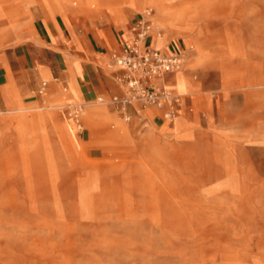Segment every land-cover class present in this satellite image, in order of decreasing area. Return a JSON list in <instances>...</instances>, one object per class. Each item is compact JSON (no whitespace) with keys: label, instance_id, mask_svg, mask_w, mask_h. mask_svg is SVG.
<instances>
[{"label":"rangeland","instance_id":"rangeland-1","mask_svg":"<svg viewBox=\"0 0 264 264\" xmlns=\"http://www.w3.org/2000/svg\"><path fill=\"white\" fill-rule=\"evenodd\" d=\"M133 2L0 0V28L24 6L114 15L119 31L152 9L165 41L187 49L175 78L200 102L168 84L177 120L142 108L164 123L156 134L116 96L47 100L66 125L19 124L18 148L0 155V264H264V0Z\"/></svg>","mask_w":264,"mask_h":264},{"label":"crops","instance_id":"crops-1","mask_svg":"<svg viewBox=\"0 0 264 264\" xmlns=\"http://www.w3.org/2000/svg\"><path fill=\"white\" fill-rule=\"evenodd\" d=\"M62 9V13L51 14L44 6H24L21 14L7 18L6 27L0 28V155L18 148L19 124L38 118L44 130L66 125L55 117L53 110L42 107L47 100L57 102L68 97L87 103L100 95L124 96V88L116 81L120 71L111 64V55L131 38L132 26L119 31L114 15L97 22L81 18L69 8ZM155 28H159L156 21ZM150 42L156 48L163 47L161 50L166 54L175 49L181 50L184 56L187 52L165 38L159 40L153 36ZM175 76L169 75L167 84L180 89L183 96H189L193 107L199 106V100L192 97L198 86L188 87ZM45 80L47 88L40 94ZM150 109L136 106L130 107V112L136 118L147 116L149 123L156 125L157 120L151 118L155 113ZM106 119L121 124L113 111ZM163 124L156 125L159 127L156 134L163 132Z\"/></svg>","mask_w":264,"mask_h":264},{"label":"built area","instance_id":"built-area-1","mask_svg":"<svg viewBox=\"0 0 264 264\" xmlns=\"http://www.w3.org/2000/svg\"><path fill=\"white\" fill-rule=\"evenodd\" d=\"M154 11L147 9L131 28V38L121 50L114 52L113 61L119 67L120 74L116 81L126 89L124 96H116L112 102L117 107L136 105L140 108L168 107L165 118L173 120L181 100L179 96L167 89V79L184 65L185 56L179 49L166 54L154 47L150 40L155 35H163L154 28ZM47 83H43L40 94H44ZM103 102L102 98L97 99ZM70 106V105H69ZM69 116L81 128V111L79 107H69ZM82 129V128H81Z\"/></svg>","mask_w":264,"mask_h":264},{"label":"bare ground","instance_id":"bare-ground-1","mask_svg":"<svg viewBox=\"0 0 264 264\" xmlns=\"http://www.w3.org/2000/svg\"><path fill=\"white\" fill-rule=\"evenodd\" d=\"M156 37V39H159V38H163V36L161 35V36H155ZM157 48H159V47H157ZM159 49H161V48H159ZM183 68V67H182ZM181 68V69H182ZM179 71H181V70H179ZM178 71V72H179ZM177 73V72H176ZM175 73V74H176ZM168 84H166V86H167ZM168 89V88H167ZM168 90H170V89H168ZM66 91H67V89H66ZM170 91H172V90H170ZM175 95H177V96H179V98H181V96L179 95V94H176L174 91H172ZM181 100V99H180ZM75 101V100H74ZM77 102V101H76ZM72 108V107H71ZM82 116L84 117V109H83V114H82ZM178 116V115H177ZM177 116L173 119V120H169V119H167L168 121H175V120H177ZM74 122V121H73ZM75 123V125H76V127H77V129H78V131L79 130H81V128H82V126H81V128H80V126L76 123V122H74Z\"/></svg>","mask_w":264,"mask_h":264}]
</instances>
